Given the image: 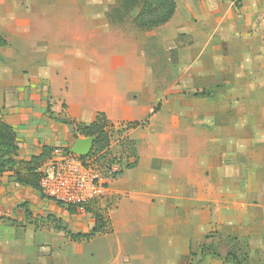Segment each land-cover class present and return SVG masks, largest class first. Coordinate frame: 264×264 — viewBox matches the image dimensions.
<instances>
[{"label": "crops", "instance_id": "0c3cea01", "mask_svg": "<svg viewBox=\"0 0 264 264\" xmlns=\"http://www.w3.org/2000/svg\"><path fill=\"white\" fill-rule=\"evenodd\" d=\"M109 1L0 0V121L19 148L0 174V264H237L231 240L264 264V70L250 35L219 34L244 20L223 18L216 0L221 22L197 34L205 50L192 57L171 50L183 0L148 32L111 25ZM245 2L246 27L264 35L260 0ZM150 37L170 51L143 49ZM99 114L114 130L135 124L122 131L135 153L91 211L17 181L45 148L85 139L79 128Z\"/></svg>", "mask_w": 264, "mask_h": 264}, {"label": "trees", "instance_id": "16d2710c", "mask_svg": "<svg viewBox=\"0 0 264 264\" xmlns=\"http://www.w3.org/2000/svg\"><path fill=\"white\" fill-rule=\"evenodd\" d=\"M115 11L123 14H135V18L133 19L134 26L141 31L148 32L168 24L176 14L177 3L175 0H118V8H116ZM110 20L113 21L112 19ZM4 45L5 42L0 40V46ZM134 125L135 124L132 123L127 124L124 130L121 129L116 131L113 126L109 125L106 116L104 114H99L94 123L90 126L81 127L78 131L84 138L97 137L90 154L91 156L103 152L108 154V150L111 146L110 140L113 136L112 133L116 131L118 134H122V131L132 129ZM119 144L121 145V156L126 158V170L128 168L127 159L134 155L135 145L127 138H123ZM52 150L53 149L45 148L39 157L34 158L32 162L29 163L28 171L30 173V180L24 181L17 179V181L24 185H30L41 193L38 170L51 154ZM70 150L69 148L68 151ZM18 152L19 148L16 134L11 127L0 121V174L15 170L17 167L16 157ZM123 172L116 177L118 178L121 176ZM24 207L28 211V204H25ZM67 210L73 211L75 208L70 207ZM88 210L91 211V209H87V211ZM95 217L97 227L94 229L93 233H97L102 228L100 217L98 215ZM229 245L231 249L228 258L235 261L237 264H247V255L246 253H241L238 243L231 240Z\"/></svg>", "mask_w": 264, "mask_h": 264}, {"label": "rangeland", "instance_id": "374dc122", "mask_svg": "<svg viewBox=\"0 0 264 264\" xmlns=\"http://www.w3.org/2000/svg\"><path fill=\"white\" fill-rule=\"evenodd\" d=\"M183 1L184 3L180 5L181 11L179 13V17H180V20L185 21V26H184L185 29L183 31L185 35L181 36L180 39H177L176 48L174 46L171 50L178 49V47L180 49L181 47L183 52L186 51V55L188 56L191 55L192 57H194L202 49L205 50L204 47L201 46L202 44L198 41V35H199L198 33L203 32L205 33V35L209 33L212 34L216 30L215 29L216 24L217 23L219 24L221 22V21L218 22V20L221 19L220 15H218V12H217L218 7L213 6L218 1L216 0H186L187 4L189 5L188 7L186 6L185 0ZM178 3L180 4L179 0H178ZM221 3L226 8V9H222L224 11L223 18L230 17V19H235V20H237V18H241L242 20H244L245 27L239 23L235 25L234 27L224 26L223 28L219 30L220 36L224 35L223 37H226L229 34H233V31L235 30L236 34L234 35H237V36L240 35L241 36L240 40L244 42V40H246L245 39L246 35L247 36L250 35V37H248V40L250 41V43H252V46L254 47L253 51L256 56L255 61H256L257 71H259L260 68L264 70V35L262 32H260L259 28L256 29L258 30L257 32L255 28L253 27H250V28L246 27V24L248 25V23L245 22V20L248 18L247 16L248 10H246L245 0H221ZM259 4L260 5L258 6H261V5L264 6V0H260ZM258 6L256 8L253 7V9L251 7V10L253 12H256L255 13L256 15L253 13L252 19L264 18V13L261 11V9ZM109 7H110V10L109 12H107V16L109 19L113 20L110 23L111 25L120 24V25H123L125 29H130L131 27L134 26L133 19L135 18V14L133 13L123 14L120 12L117 13L115 11V9L118 8V0H110ZM210 22H214V24L212 25L213 29L209 26V30H210L209 32L207 30V24ZM255 33L257 34L256 36H254ZM234 40H235V45L237 47V45L240 44L239 39H234ZM143 49L149 50L151 52L155 51L156 53H164L166 51H170L167 47H165L164 45H161V41L157 37L148 38L147 43L143 45ZM171 52H174V51H171ZM161 56H164V55H161ZM162 58L163 59H160L161 63H167L169 64V66H171V61L169 57L168 58L162 57ZM177 60L179 59L173 58L172 62L175 63ZM172 77L174 79V76ZM171 82H173V80H171ZM122 127L124 126H119L117 127L119 129L116 128V130H121ZM112 134L113 136L110 140V142L113 144V147L111 149V154H112L111 156H118L119 154L121 155V148H120L121 145L119 146V142L121 138H126V137L123 135V133L118 134L116 131H114V133ZM69 148H65V149L68 150ZM238 247L241 249V253L247 254L243 245L238 244ZM230 249H231V246L229 245V250ZM215 250L219 251V247H216Z\"/></svg>", "mask_w": 264, "mask_h": 264}, {"label": "built area", "instance_id": "2783aa9c", "mask_svg": "<svg viewBox=\"0 0 264 264\" xmlns=\"http://www.w3.org/2000/svg\"><path fill=\"white\" fill-rule=\"evenodd\" d=\"M112 147L111 143L108 154L88 157L74 155L65 148L53 149L38 170L42 196L65 209H92L102 201L110 182L125 170L126 158L111 156Z\"/></svg>", "mask_w": 264, "mask_h": 264}, {"label": "water", "instance_id": "95a60500", "mask_svg": "<svg viewBox=\"0 0 264 264\" xmlns=\"http://www.w3.org/2000/svg\"><path fill=\"white\" fill-rule=\"evenodd\" d=\"M97 137L78 139L71 148V153L80 157H88Z\"/></svg>", "mask_w": 264, "mask_h": 264}]
</instances>
